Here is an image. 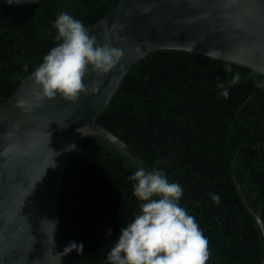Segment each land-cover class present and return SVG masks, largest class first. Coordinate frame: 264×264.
Listing matches in <instances>:
<instances>
[{"label": "trees", "instance_id": "16d2710c", "mask_svg": "<svg viewBox=\"0 0 264 264\" xmlns=\"http://www.w3.org/2000/svg\"><path fill=\"white\" fill-rule=\"evenodd\" d=\"M120 1L0 5V107L57 43L52 22L59 12H69L88 28ZM235 73L241 80L224 99L217 84L228 86ZM97 120L152 168H164L170 181L179 182L181 206L207 237L210 261L263 262L264 235L237 183L259 211L264 206V75L257 78L248 67L187 50L158 49L135 64ZM137 168L108 139L95 134L83 139L65 172L59 240L62 251L73 240L82 241L84 250L63 255V264H106L120 227L139 212L127 179ZM210 193L219 194V204Z\"/></svg>", "mask_w": 264, "mask_h": 264}, {"label": "water", "instance_id": "95a60500", "mask_svg": "<svg viewBox=\"0 0 264 264\" xmlns=\"http://www.w3.org/2000/svg\"><path fill=\"white\" fill-rule=\"evenodd\" d=\"M88 29L99 44L123 50L117 65L107 73L89 70L87 91L76 101L38 97L28 75L0 107V264H63L60 195L70 159L88 134L108 139L138 167L152 168L97 120L139 60L158 49L187 50L264 75V0H121ZM238 187L264 234V206L257 211Z\"/></svg>", "mask_w": 264, "mask_h": 264}, {"label": "clouds", "instance_id": "9594fccd", "mask_svg": "<svg viewBox=\"0 0 264 264\" xmlns=\"http://www.w3.org/2000/svg\"><path fill=\"white\" fill-rule=\"evenodd\" d=\"M7 3H13V0H7ZM52 27L57 43L30 74L39 86L36 95L54 97L59 94L66 100L76 101L87 91L84 78L89 70L109 72L119 63L123 50L110 43L99 44L85 24L67 11L58 13ZM23 70H28L27 64ZM224 70L232 71L227 65ZM240 80V73H235L228 86L223 82L217 84L224 99H228L230 87ZM77 131L81 133L80 128ZM50 166L55 167L54 160ZM127 179L133 182V195L140 201L139 212L126 226L120 227L119 235L107 253L106 264H206L209 260L208 239L195 217L181 206L184 189L179 182L170 181L165 169L159 166L149 171L138 167ZM210 197L214 203H220L219 194L210 193ZM106 231L108 236L112 235L111 228ZM83 250V242L73 240L61 254L66 256L75 251L82 255Z\"/></svg>", "mask_w": 264, "mask_h": 264}, {"label": "bare ground", "instance_id": "6f19581e", "mask_svg": "<svg viewBox=\"0 0 264 264\" xmlns=\"http://www.w3.org/2000/svg\"><path fill=\"white\" fill-rule=\"evenodd\" d=\"M257 78H258V76H257ZM240 182L238 181V183H237V186H238V184H239ZM241 184V183H240ZM241 187H242V184H241ZM238 189H239V187H238ZM242 190L244 191V189H243V187H242ZM239 191H240V189H239ZM245 193V192H244ZM241 194V193H240ZM246 195V194H245ZM247 197V196H246ZM248 199V198H247ZM249 201V200H248ZM251 203V202H250ZM252 205V204H251ZM260 211V210H259ZM252 213V212H251ZM253 214V213H252ZM262 215H263V212H262ZM264 217V216H263ZM256 218V217H255ZM261 228V227H260ZM262 230V229H261ZM263 232V231H262ZM264 235V234H263ZM216 264V263H215ZM262 264V263H261Z\"/></svg>", "mask_w": 264, "mask_h": 264}]
</instances>
